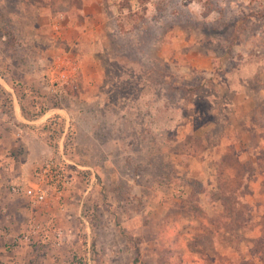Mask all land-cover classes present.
Returning <instances> with one entry per match:
<instances>
[{
    "label": "rangeland",
    "instance_id": "1",
    "mask_svg": "<svg viewBox=\"0 0 264 264\" xmlns=\"http://www.w3.org/2000/svg\"><path fill=\"white\" fill-rule=\"evenodd\" d=\"M0 75L25 117L3 116L7 156L28 127L51 147L4 185L26 208L16 234L54 217L47 252L77 238L65 264H264V0H0ZM49 156L61 197L11 191Z\"/></svg>",
    "mask_w": 264,
    "mask_h": 264
},
{
    "label": "crops",
    "instance_id": "2",
    "mask_svg": "<svg viewBox=\"0 0 264 264\" xmlns=\"http://www.w3.org/2000/svg\"><path fill=\"white\" fill-rule=\"evenodd\" d=\"M62 15V14H59ZM60 16H55L51 22V27L53 32H55L57 35H62L64 33V26L65 24L61 22ZM14 83L10 80H7L3 76L0 75V87L1 90L4 91V94L1 93L0 99H1V105H0V264H19L21 261H23L27 255V260L30 259V261H33L34 259H43V261H47L48 264H60L66 262L65 257V251H68V247L70 246H77L76 241L77 238L74 239V234L70 233L68 234L69 230L67 231L65 229V232L67 234V238L64 242L66 244L62 250H59L57 254L52 256L50 252H47L46 250H41L39 252H32L26 246H23L22 249H19L18 251H11L12 247L10 245V240L12 237L16 234L15 231H19L24 226V221L26 219V208H23V202L19 198H12L9 197L6 192L4 185L7 183L12 176L15 178L23 177L25 176V171L30 170V167L33 166V161L31 158V150L35 149H46L51 148L47 139L42 137L41 132L34 131L32 129L35 128H27L26 132L30 134V139L25 143L22 136H17L19 138H16L17 144H20L21 146H26V155H22L19 159L14 157H8L7 152L10 148V142L12 141V135L16 131L11 126H8L9 124L7 121L3 118V116H7V113L11 116H14L16 119L21 118V120H24L23 113L21 111V106L19 104L20 96H18L17 92L19 90L17 89V86L13 85ZM4 99V100H3ZM3 101L10 103L11 107L8 109L6 105L3 103ZM19 117V118H18ZM44 117V115H43ZM17 121V120H16ZM30 122H32L29 119ZM17 131H21V126H18L16 124ZM17 147V146H16ZM27 177V176H26ZM25 207V206H24ZM56 212V211H55ZM42 215H45L46 213L41 212ZM58 214V213H56ZM60 220L65 215V212H60ZM56 216V215H55ZM70 219V215H67V219ZM59 220V219H58ZM59 220V222H60ZM69 222H73L71 219ZM72 231V230H71ZM72 241H71V239ZM74 244V245H73ZM9 245V246H8ZM213 245V243H212ZM5 246L8 248L10 247V250H6ZM213 252L215 251V246H212ZM52 248V247H51ZM23 250V251H22ZM48 250V249H47ZM55 251V250H54ZM64 252V253H63ZM64 254V255H63ZM68 254V253H67ZM69 264H75V262L72 260L73 263H71V255H67ZM102 258H96V264H102L101 260ZM201 259V258H199ZM212 259V258H211ZM112 264H118V262L113 261Z\"/></svg>",
    "mask_w": 264,
    "mask_h": 264
},
{
    "label": "built area",
    "instance_id": "3",
    "mask_svg": "<svg viewBox=\"0 0 264 264\" xmlns=\"http://www.w3.org/2000/svg\"><path fill=\"white\" fill-rule=\"evenodd\" d=\"M35 182L31 186H22L18 182L11 183L10 189L15 194L25 196L31 204L46 202L51 199L53 192L56 199L61 194L58 185L62 188L71 185V176L66 172L63 162L56 157L49 156L34 169ZM63 240V230L54 217L38 220L29 217L24 229L10 240L11 247L24 245L32 251L39 252L54 246H59ZM79 259V257H77Z\"/></svg>",
    "mask_w": 264,
    "mask_h": 264
}]
</instances>
